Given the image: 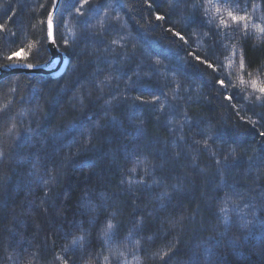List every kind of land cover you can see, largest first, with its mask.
<instances>
[{
    "label": "trees",
    "instance_id": "obj_1",
    "mask_svg": "<svg viewBox=\"0 0 264 264\" xmlns=\"http://www.w3.org/2000/svg\"><path fill=\"white\" fill-rule=\"evenodd\" d=\"M53 3L0 0V67ZM55 41L0 80V264H264V0H62Z\"/></svg>",
    "mask_w": 264,
    "mask_h": 264
},
{
    "label": "water",
    "instance_id": "obj_2",
    "mask_svg": "<svg viewBox=\"0 0 264 264\" xmlns=\"http://www.w3.org/2000/svg\"><path fill=\"white\" fill-rule=\"evenodd\" d=\"M61 2L62 0H54L48 19V47L52 53V57L50 58V60L46 63L36 65L32 68H28L26 65L19 63L6 64L0 67V80L4 79L10 74L15 73L26 74L30 76H56L65 69L68 64V59L63 55L61 51H59L54 39V21L60 8ZM49 20H51V25H49Z\"/></svg>",
    "mask_w": 264,
    "mask_h": 264
},
{
    "label": "snow or ice",
    "instance_id": "obj_3",
    "mask_svg": "<svg viewBox=\"0 0 264 264\" xmlns=\"http://www.w3.org/2000/svg\"><path fill=\"white\" fill-rule=\"evenodd\" d=\"M219 10V9H218ZM228 15L232 18V20L234 21V22H237V23H240V22H243V21H246V17L245 16H236V15H233V13L232 12H228ZM157 19H164L163 17H161V16H157ZM223 22V21H222ZM49 25H51V20H49ZM246 26V25H245ZM2 28H3V26L2 25H0V30H2ZM174 35L176 36V37H178L179 39H181V40H183L184 39V37L179 33V32H176V33H174ZM20 52H23V49H20ZM19 56V53H13L11 56H9L7 59L8 60H13V58L14 57H18ZM196 59L197 60H200V57H196ZM10 66V65H9ZM28 68H32V67H34V65H32V64H27L26 65ZM208 67H212V65H208ZM221 84H223V81H219ZM260 91L261 92H264V87H262L261 89H260ZM227 99H231V97H227ZM261 135H264V133H262ZM134 170V169H133ZM112 226L111 225H109V229L111 228ZM105 235L107 236V232L105 233ZM81 240L83 239V237H81L80 238ZM74 244L76 243L75 241L73 242ZM107 259V258H106Z\"/></svg>",
    "mask_w": 264,
    "mask_h": 264
},
{
    "label": "rangeland",
    "instance_id": "obj_4",
    "mask_svg": "<svg viewBox=\"0 0 264 264\" xmlns=\"http://www.w3.org/2000/svg\"><path fill=\"white\" fill-rule=\"evenodd\" d=\"M129 254H134L133 250L125 249L118 245H114L110 257L116 261L124 260L127 262L126 257ZM122 262V261H121ZM128 263V262H127Z\"/></svg>",
    "mask_w": 264,
    "mask_h": 264
},
{
    "label": "bare ground",
    "instance_id": "obj_5",
    "mask_svg": "<svg viewBox=\"0 0 264 264\" xmlns=\"http://www.w3.org/2000/svg\"><path fill=\"white\" fill-rule=\"evenodd\" d=\"M59 11V10H58ZM51 13V12H50ZM50 15V14H49ZM48 19H49V17H48ZM55 19H56V17H55ZM47 28H48V20H47ZM54 30H55V21H54ZM48 34H49V30H48ZM54 39H55V31H54ZM55 43H56V41H55ZM47 45H48V35H47ZM57 45V44H56ZM58 47V46H57ZM48 49H49V47H48ZM59 49V48H58ZM49 51H50V49H49ZM59 51H61L60 49H59ZM62 52V51H61ZM63 53V52H62ZM50 54H51V57H52V53H51V51H50ZM63 55H64V53H63ZM65 56V55H64ZM66 57V56H65ZM67 58V57H66ZM68 59V58H67Z\"/></svg>",
    "mask_w": 264,
    "mask_h": 264
}]
</instances>
